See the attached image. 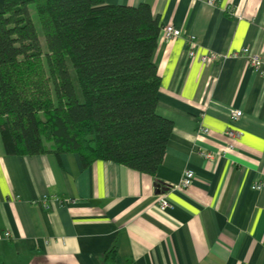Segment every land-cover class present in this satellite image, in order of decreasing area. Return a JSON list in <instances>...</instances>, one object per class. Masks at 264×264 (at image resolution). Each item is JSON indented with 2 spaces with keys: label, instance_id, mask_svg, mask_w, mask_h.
Instances as JSON below:
<instances>
[{
  "label": "crops",
  "instance_id": "1",
  "mask_svg": "<svg viewBox=\"0 0 264 264\" xmlns=\"http://www.w3.org/2000/svg\"><path fill=\"white\" fill-rule=\"evenodd\" d=\"M106 2L147 3L181 30L160 33L153 55L157 112L173 121L163 160L150 175L85 166L75 152L11 155L0 135V230L10 234L0 264H264V189L251 188L264 181V75L239 54L248 47L264 60V0ZM209 53L221 58L202 62ZM231 109L243 113L235 122ZM185 169L194 178L181 188Z\"/></svg>",
  "mask_w": 264,
  "mask_h": 264
},
{
  "label": "trees",
  "instance_id": "2",
  "mask_svg": "<svg viewBox=\"0 0 264 264\" xmlns=\"http://www.w3.org/2000/svg\"><path fill=\"white\" fill-rule=\"evenodd\" d=\"M161 27L147 3L3 0L4 151L75 152L85 166L106 160L154 175L173 128L157 112L160 76L153 55Z\"/></svg>",
  "mask_w": 264,
  "mask_h": 264
},
{
  "label": "built area",
  "instance_id": "3",
  "mask_svg": "<svg viewBox=\"0 0 264 264\" xmlns=\"http://www.w3.org/2000/svg\"><path fill=\"white\" fill-rule=\"evenodd\" d=\"M215 0H207V3L214 4ZM161 35L164 39H172L181 35V30L179 28L174 27L173 24H166L161 27ZM195 37L193 35L188 36V47L189 51L192 54L194 52L195 47ZM239 54L245 55L247 57L249 65L253 68L254 71L259 73L260 75H264V60L259 54L251 53L248 47H244L239 51ZM236 55V54H235ZM221 58L220 54L209 53L201 56V61L204 63H210L217 59ZM241 109H231L229 112V119L231 122L237 121L242 116ZM203 130H206L203 128ZM225 134L233 139L238 137V132L234 129H228ZM201 155L207 159H213V155L209 152H201ZM194 178V172L191 169H185L181 175L179 186L181 188L188 187ZM251 188L254 190H262L264 189V181L255 182L251 185ZM42 205L46 208L49 207V201L47 199H43ZM157 207L164 211L165 209L171 207L170 202L164 194L159 195L157 200ZM10 236L9 231H1L0 230V240L8 238Z\"/></svg>",
  "mask_w": 264,
  "mask_h": 264
},
{
  "label": "rangeland",
  "instance_id": "4",
  "mask_svg": "<svg viewBox=\"0 0 264 264\" xmlns=\"http://www.w3.org/2000/svg\"><path fill=\"white\" fill-rule=\"evenodd\" d=\"M32 8H33V7H32ZM33 9H34V8H33ZM33 22H34L35 27H36V29H37V32H38V34H39V39H40V42H41V44H42V47H43V49H45V51H46L45 40H44V37H43V35H42L41 29H40V25H39V22H38V18L36 17V14H35V13L33 14Z\"/></svg>",
  "mask_w": 264,
  "mask_h": 264
}]
</instances>
